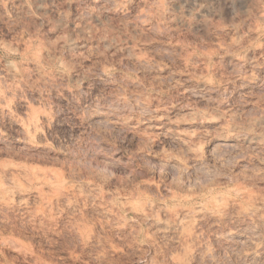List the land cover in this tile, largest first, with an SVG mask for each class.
Returning <instances> with one entry per match:
<instances>
[{
	"label": "rangeland",
	"instance_id": "374dc122",
	"mask_svg": "<svg viewBox=\"0 0 264 264\" xmlns=\"http://www.w3.org/2000/svg\"><path fill=\"white\" fill-rule=\"evenodd\" d=\"M0 191V264H264V0H0Z\"/></svg>",
	"mask_w": 264,
	"mask_h": 264
},
{
	"label": "bare ground",
	"instance_id": "6f19581e",
	"mask_svg": "<svg viewBox=\"0 0 264 264\" xmlns=\"http://www.w3.org/2000/svg\"><path fill=\"white\" fill-rule=\"evenodd\" d=\"M194 152V151H193ZM196 152V151H195ZM197 153H199V152H197ZM22 173V172H21ZM36 173V172H35ZM35 176V175H34ZM59 188H61V187H59ZM57 189V188H56ZM59 190V189H58ZM73 190V189H72ZM1 192V191H0ZM73 192V191H72ZM60 194V193H59ZM64 196V195H63ZM222 196V195H221ZM110 197V196H109ZM220 197V196H219ZM255 197V196H254ZM9 198V197H8ZM106 198V197H105ZM232 198V197H231ZM2 200V199H1ZM9 200V199H8ZM106 200V199H105ZM246 200V199H245ZM213 202L212 203H214V205H213V207H211V210L209 211V210H207L209 213H207V216H210L211 218L213 217V218H218L219 217V215L221 214L222 215V210H224L223 208L226 206L225 204V206L223 207V203L222 202H224L225 203V201L224 200H222V198L220 197V198H213V200H212ZM222 201V202H221ZM125 202V201H124ZM123 202V203H124ZM140 202V201H139ZM232 202V201H231ZM102 203V202H101ZM221 203H222V205H221ZM263 203V202H262ZM2 204V203H1ZM6 204V203H5ZM8 204V203H7ZM66 204H68V203H66ZM105 204V203H104ZM121 204V203H120ZM130 207H132V208H134L135 207V204H133V206H131L130 204H132V203H127ZM142 204H144L143 202H142ZM141 204V205H142ZM205 204V203H204ZM226 204H227V202H226ZM237 204V203H236ZM23 205V204H22ZM110 205V204H109ZM143 206V205H142ZM262 206V205H261ZM73 207V206H72ZM141 207V206H140ZM136 208V207H135ZM135 208H134V210H135ZM145 208V207H144ZM147 208V207H146ZM145 208V209H146ZM174 208V207H173ZM204 208V207H203ZM213 208V209H212ZM131 209V208H130ZM139 209V208H138ZM137 209V210H138ZM148 209V208H147ZM196 209V208H195ZM188 210V208H186V209H182V208H179V210L178 211H175V212H173V213H170L169 215H171V217H173V219H172V221L171 222H173V224L175 225V226H177V227H179V228H181V229H179V230H183L182 232H184L187 228H188V226H189V223H188V221L192 218V220L193 219H195V216L197 217L198 215L200 216V212H202V210L201 209H196V210ZM206 209H208V208H206ZM250 209V208H249ZM144 210V209H143ZM203 210H205V209H203ZM243 210V209H242ZM111 211V210H110ZM168 211V210H167ZM206 211V212H207ZM256 211V210H255ZM138 213H139V211H137ZM141 212L143 213V212H145V210L144 211H142V207H141ZM149 212V213H148ZM147 213V216L149 217V219L150 220H152L153 222H155V220H157L158 221V219H156V217L158 218V216H156V212L154 213V211L152 210V208L150 209L149 208V211H148ZM164 212V211H163ZM222 212V213H221ZM247 212V211H246ZM264 212V211H263ZM113 213V212H112ZM137 213V214H138ZM166 213V212H165ZM168 213H169V211H168ZM167 213V214H168ZM204 213V212H203ZM203 213H202V215H203ZM220 213V214H219ZM144 214V213H143ZM155 214V215H154ZM145 215H146V212H145ZM220 215V216H221ZM245 215H249V213H245ZM141 216H142V218H144V216L141 214ZM156 216V217H155ZM194 216V217H193ZM204 216V215H203ZM168 217H170V216H168ZM170 217V218H171ZM146 218L147 217H145V220H146ZM219 219V218H218ZM148 220V219H147ZM169 220H171V219H169ZM216 220V219H215ZM152 221H150V222H152ZM164 221L165 220H163V221H159V222H162V223H164ZM122 222V221H121ZM167 222H168V220H167ZM119 223V222H118ZM123 223V222H122ZM188 223V226H186V224ZM121 224V223H120ZM153 224H155V223H153ZM169 224V222L167 223V225ZM165 225H166V223H165ZM171 226H172V223L170 224ZM116 226V225H115ZM169 226V225H168ZM167 226V227H168ZM158 227H159V225H158ZM237 227V226H236ZM164 228V227H163ZM172 228H175V227H172ZM191 229V228H190ZM174 230V229H173ZM189 230V229H188ZM186 233H187V236H189V237H191V235H193L191 232L189 233L187 230L185 231ZM185 233V234H186ZM209 233V232H208ZM218 233V232H217ZM231 234V233H230ZM148 235H150V234H148ZM182 236V235H181ZM184 237V236H183ZM186 237V236H185ZM195 237V236H194ZM196 238V237H195ZM250 239H249V243H250V245H252V247L253 248H256V242L254 241L255 239L253 238V235L252 236H250L249 237ZM193 246V245H192ZM206 246V245H205ZM204 246V247H205ZM194 247V246H193ZM200 247H201V245H200ZM199 247V248H200ZM251 247V248H252ZM202 248H203V246H202ZM206 248V247H205ZM205 250V249H204ZM203 250V251H204ZM255 249H253V251H254ZM255 252V251H254ZM253 252V253H254ZM184 253V252H183ZM201 253V252H200ZM190 255V254H189ZM183 256V255H182ZM176 259V258H175ZM179 261V260H178ZM177 261V262H178Z\"/></svg>",
	"mask_w": 264,
	"mask_h": 264
}]
</instances>
